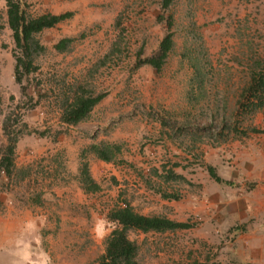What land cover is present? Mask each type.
I'll return each instance as SVG.
<instances>
[{
	"label": "rangeland",
	"instance_id": "1",
	"mask_svg": "<svg viewBox=\"0 0 264 264\" xmlns=\"http://www.w3.org/2000/svg\"><path fill=\"white\" fill-rule=\"evenodd\" d=\"M24 1L30 16L72 17L37 36L45 51L36 59L38 71L23 81L22 96L12 79L0 0V125L5 116L26 125L14 151L15 169L26 174L0 175V264H93L113 228L103 210L123 202L140 214L190 225L128 232L139 264L227 261L225 243L244 225L230 226L216 202H251L250 193L264 182V107L251 114L244 92L254 61L264 68V0H174L167 11L173 47L157 72L131 70L137 48L143 44L144 56L152 55L164 33L153 0ZM64 37L74 39L69 51L56 54L52 45ZM77 88L106 95L84 122L66 127L58 122L57 101ZM81 136L89 143L78 144ZM100 143L119 147L112 162L84 151ZM80 154L100 188L86 197L76 195L70 171ZM207 166L227 184L215 183ZM167 172L181 179L162 182ZM145 182L177 198L162 200ZM67 197L79 202L81 215L72 234L60 232L61 225L70 228L61 223L69 215L56 203ZM46 214L50 221H39ZM98 215L103 221L93 233ZM255 227L264 251V212Z\"/></svg>",
	"mask_w": 264,
	"mask_h": 264
},
{
	"label": "trees",
	"instance_id": "2",
	"mask_svg": "<svg viewBox=\"0 0 264 264\" xmlns=\"http://www.w3.org/2000/svg\"><path fill=\"white\" fill-rule=\"evenodd\" d=\"M158 14L155 16L157 24H163L164 33L158 42L156 51L149 56L143 54V44H141L134 53L131 70H137L142 66H148L157 72L165 63L166 58L172 51L173 34L170 28L173 19L167 11L172 6L174 0H153ZM5 25L10 31L12 41L11 57L13 59L12 79L19 87L22 96H26V86L23 81L30 75L38 71L36 59L45 51V47L39 42L37 36L44 30L54 28L61 22L72 17L71 12L61 14L44 13L38 16H30L27 12V4L24 0H4ZM73 38L64 37L52 45V50L56 54H62L69 51ZM112 47L109 51H114ZM99 62L103 64L105 58ZM244 92L249 97L251 105L250 113H255L264 107V68L260 62L254 61L253 69ZM105 92L92 94L82 88L72 91L70 96H62L57 101L58 122L66 127L75 126L84 122L92 109L105 97ZM29 99L32 96H28ZM35 99L34 105H36ZM18 125V130L12 127ZM1 132L5 137V144L0 147V175L9 179L14 175L23 177L26 173L22 170H16L14 166V151L18 139L23 134L22 129L26 125L19 120H10L5 116L0 125ZM235 131V130H234ZM252 133L256 130L252 129ZM38 135H43L38 133ZM119 147L111 144H90L84 151L92 154L99 161L110 163L113 161L114 154L118 152ZM79 156L77 174L74 176L80 190L85 194H95L100 188L91 179L87 164ZM206 171L209 177L218 184L225 183L215 172L212 166H207ZM162 182L181 179L180 176L167 172L160 177ZM146 187L156 193L162 200H174L177 197L170 193H165L159 185H151L145 182ZM37 200V199H36ZM35 201V200H34ZM37 203V202H34ZM104 220L113 225V228L103 238V253L97 258L94 264H139L136 259L137 244L127 236L128 232L146 233H164L175 230L190 228L186 222H177L160 215H143L134 210L127 202L122 204L115 203L103 216Z\"/></svg>",
	"mask_w": 264,
	"mask_h": 264
},
{
	"label": "crops",
	"instance_id": "3",
	"mask_svg": "<svg viewBox=\"0 0 264 264\" xmlns=\"http://www.w3.org/2000/svg\"><path fill=\"white\" fill-rule=\"evenodd\" d=\"M81 140H78V144L82 143H89V139L86 137L83 138L80 137ZM83 139L85 142H83ZM75 143V144H77ZM77 165L75 164L74 168H72L70 171L75 176L77 173ZM264 173V172H263ZM73 176V180L74 179ZM264 176V174H263ZM91 177V176H90ZM92 178V177H91ZM76 182V181H75ZM64 186H67V183L61 182ZM66 189V188H65ZM74 189L76 190V195L80 194L83 197L88 196L89 194L83 193L77 182L74 184ZM264 182L258 183L257 187L254 188V190L250 193V201L251 202H216V205L220 207V209H223L226 213L229 214V219H232L233 221L230 226L235 225V223L243 224L244 229L241 231L238 235L232 238L231 242L228 240L225 243V251H226V258H228L227 261L225 259L222 260V262H219V264H264V251L262 241L259 239V235L256 234V225L259 222V214L264 212ZM56 203H59L60 205H63L64 212L69 215L68 221L65 218H61V223H70V228H62L60 227V232L62 229L66 230L72 234L75 233L78 229V220H79V210H78V203L73 197L69 198H63L58 200ZM96 205H94L95 207ZM210 204H207L208 211ZM228 207L229 209H226ZM104 208V207H103ZM109 209V206L104 208L103 211ZM94 217V216H92ZM39 221H42L44 223L50 221L48 218V215L40 216ZM44 219H47L45 222ZM82 220H85V217L81 218ZM103 219L101 215H98L95 217V223L93 226V233H96L95 227L98 222H102ZM177 222H183V221H177ZM73 223L76 224L73 230ZM45 233V232H44ZM71 236V235H70ZM211 262V261H210ZM94 264V263H93Z\"/></svg>",
	"mask_w": 264,
	"mask_h": 264
}]
</instances>
